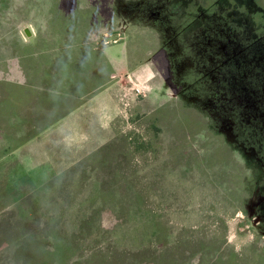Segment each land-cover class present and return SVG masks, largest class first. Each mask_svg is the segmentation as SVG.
I'll list each match as a JSON object with an SVG mask.
<instances>
[{"label":"rangeland","instance_id":"rangeland-1","mask_svg":"<svg viewBox=\"0 0 264 264\" xmlns=\"http://www.w3.org/2000/svg\"><path fill=\"white\" fill-rule=\"evenodd\" d=\"M262 22L0 0V264H264Z\"/></svg>","mask_w":264,"mask_h":264},{"label":"flooded vegetation","instance_id":"flooded-vegetation-1","mask_svg":"<svg viewBox=\"0 0 264 264\" xmlns=\"http://www.w3.org/2000/svg\"><path fill=\"white\" fill-rule=\"evenodd\" d=\"M234 2H235V0H234ZM243 5H244V3H242L240 6H242L243 7ZM246 5V4H245ZM215 3L212 1V3L211 4H207L206 6H204V7H201V8H199L198 9V11H196V13H194V18L193 19H188L187 18V20H190V21H187L186 22V24L187 25H185V23L184 22H182V23H180L179 25H177L178 26V31L177 32H175L176 34H178L177 35V41L180 39V34L182 33V31L183 30H185V29H188L189 27H191V26H194L195 24H197V20H198V16H199V12H209L208 14H207V20H208V23L211 25V27H213V26H218L219 24H220V22H216V20H215V16H216V11H217V9H215ZM210 7H214V10L211 8V10H210ZM244 9H245V7H243ZM233 9L235 10V8L233 7ZM261 9V6H260V3H259V6H258V9H256V10H258V12H259V14H260V10ZM251 10L252 9H249V10H247V11H249V12H251ZM213 14V15H212ZM222 15V14H221ZM245 15V18L246 19H248L246 16H248L247 14H244ZM259 16V15H258ZM213 18V20H211ZM224 18H226V16H224ZM259 18V17H258ZM225 20V19H224ZM224 20H222L221 22H224ZM258 20V19H257ZM257 20L255 21V22H253L252 20H251V18L250 19H248V21L250 22V23H252V24H254V23H256L257 22ZM217 23H219V24H217ZM264 22H262L261 24H259L260 26L263 24ZM200 25V24H199ZM209 25V26H210ZM225 25H226V23H225ZM27 28V27H26ZM26 28H24L23 29V32H24V30L26 29ZM29 31H30V29L29 28H27ZM214 31V30H213ZM212 31V32H213ZM204 32V31H203ZM30 33H31V31H30ZM214 33H216L217 35H214V36H218V32H216V31H214ZM113 34H117V37L115 38V39H113V40H111V41H105V38H107V37H109V36H111V35H113ZM31 35H32V33H31ZM30 35V36H31ZM225 35H227V34H225ZM29 36V37H30ZM211 36V35H210ZM213 36V37H214ZM121 38V35H120V32H118V31H116V32H113V33H111V34H109V35H106L104 38H103V41H104V43H110V42H116V41H118L119 39ZM180 41V40H179ZM242 110H243V108H242ZM4 141H6V140H4ZM251 149V148H250ZM15 151V150H14ZM13 151V152H14Z\"/></svg>","mask_w":264,"mask_h":264},{"label":"water","instance_id":"water-1","mask_svg":"<svg viewBox=\"0 0 264 264\" xmlns=\"http://www.w3.org/2000/svg\"><path fill=\"white\" fill-rule=\"evenodd\" d=\"M24 33L27 37H29L31 35L30 31L27 28L24 30ZM116 37H117V34H113V35L105 38V41H111V40L115 39Z\"/></svg>","mask_w":264,"mask_h":264},{"label":"crops","instance_id":"crops-1","mask_svg":"<svg viewBox=\"0 0 264 264\" xmlns=\"http://www.w3.org/2000/svg\"><path fill=\"white\" fill-rule=\"evenodd\" d=\"M2 135H4V136H2ZM12 136V135H11ZM23 136V135H22ZM1 137H4V140H6L7 139V137H10L9 136V134H7L6 132H4V131H0V138ZM3 140V139H2Z\"/></svg>","mask_w":264,"mask_h":264}]
</instances>
